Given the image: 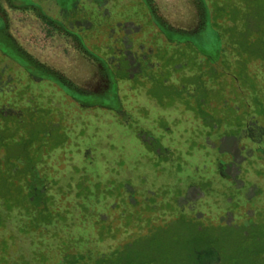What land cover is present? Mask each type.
Wrapping results in <instances>:
<instances>
[{
    "label": "rangeland",
    "instance_id": "1",
    "mask_svg": "<svg viewBox=\"0 0 264 264\" xmlns=\"http://www.w3.org/2000/svg\"><path fill=\"white\" fill-rule=\"evenodd\" d=\"M126 1L0 0L2 116L56 79L29 55L72 84L57 86L81 100L64 124L84 128L46 173L51 216L0 226V264H94L145 237L147 253L264 251V0Z\"/></svg>",
    "mask_w": 264,
    "mask_h": 264
},
{
    "label": "trees",
    "instance_id": "2",
    "mask_svg": "<svg viewBox=\"0 0 264 264\" xmlns=\"http://www.w3.org/2000/svg\"><path fill=\"white\" fill-rule=\"evenodd\" d=\"M18 53H21V51H18ZM25 56L33 67L51 73L53 78L56 79L50 81L48 78L37 74L38 81L44 83L34 80V84L16 90L15 103L26 104L28 107L26 111H23L21 118L3 117L0 110V150L4 149L3 154L0 155V226L3 225L6 218L24 213L29 220L33 221L32 225L43 221V219L46 220L45 217L51 216L49 212L54 203V198L48 189L49 175L46 173L57 166L59 154L66 152V145L71 142V131L73 130L76 135L80 131L81 136L84 135L83 126L79 128L77 124L72 123V119L70 121L71 125L64 124L65 119L73 115L71 114V107H76L77 102L81 100L76 96H72L73 98L69 99L67 104L66 99L68 97L66 95L70 96V94H64L62 88L58 89L57 86L62 87L61 84H63L64 87L72 91V84L59 72L49 69L36 60L34 61L29 55ZM12 81L10 80L8 85ZM46 81L49 84H58L53 87L55 93L50 92L49 94V92L43 91L41 84H45ZM79 94L85 96L83 92ZM261 105L264 104L261 103ZM53 113L59 116L57 125L54 124V121L48 119V117L53 116ZM44 127L48 130H41ZM53 132H56L62 138L60 143L52 144L54 142ZM66 154L67 157L69 155L73 156L70 151H67ZM73 158L75 159L74 156ZM73 172L78 173L77 171ZM74 173L66 183L69 184L67 186L68 190L76 189L82 180L76 179ZM77 175L81 176L83 172H79ZM55 186H58V184L55 183ZM170 191L171 188L168 186L165 187L163 193L170 197L169 199L174 200L176 195ZM125 192L127 191L125 190ZM153 195V193H150L147 197L151 198ZM155 203L156 201L152 202V204ZM190 223L193 224L192 227L195 232L191 238L197 242L204 229H200L195 222L190 221ZM159 229L165 233L169 232L167 227ZM151 237L153 236L149 238ZM147 240L151 239L145 237L136 240L121 251L101 256L94 264H264V251L235 256L219 251L214 246H209L211 248L208 250L194 247L195 249L189 250L188 254L185 252L177 256L169 253H147L143 250L146 247L143 246L147 243ZM80 260V257H74L66 259L62 264H77Z\"/></svg>",
    "mask_w": 264,
    "mask_h": 264
},
{
    "label": "flooded vegetation",
    "instance_id": "3",
    "mask_svg": "<svg viewBox=\"0 0 264 264\" xmlns=\"http://www.w3.org/2000/svg\"><path fill=\"white\" fill-rule=\"evenodd\" d=\"M101 1H104V0H101ZM126 1V0H125ZM146 1V4L148 5V2H149V0H145ZM108 6L109 5H113L114 3H118L119 2V0H108ZM127 2V1H126ZM149 10H150V13L152 14V15H154L155 17H156V19L158 20V23L161 25V26H163V24H162V20L161 19H159V17H157V15L155 14V12H154V10L153 9H150L149 8ZM155 24H157V23H155ZM159 24H157V25H159ZM166 44H168V43H171L172 45H174V44H180V43H176V42H174V41H168V42H165ZM139 46H141L142 47V45L141 44H139ZM165 46V45H164ZM226 49V48H225ZM225 52L224 53H226V50H224ZM35 79L33 78V80L32 81H34ZM39 82V81H38ZM39 83H44V82H39ZM49 84V83H48ZM48 84L46 85V84H43L44 86H48ZM83 93H85V92H83ZM86 94V93H85ZM223 134H226V133H223Z\"/></svg>",
    "mask_w": 264,
    "mask_h": 264
}]
</instances>
